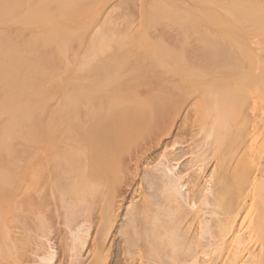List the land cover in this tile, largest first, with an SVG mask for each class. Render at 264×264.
I'll use <instances>...</instances> for the list:
<instances>
[{"label":"bare ground","instance_id":"bare-ground-1","mask_svg":"<svg viewBox=\"0 0 264 264\" xmlns=\"http://www.w3.org/2000/svg\"><path fill=\"white\" fill-rule=\"evenodd\" d=\"M38 1L0 0V121H17L0 128V151H11L18 121L27 118L30 169L26 185L20 177L0 174V264H107L112 255L125 264H264V0H242L249 8L243 9L245 21L233 17L230 2L221 5L232 12L223 14L243 24L235 26L231 52L207 40L215 45L210 65L190 68L184 61L189 55L183 57L188 70L176 67L182 61L172 63L182 52L162 54L159 45L156 62L162 71L155 69L151 77L138 58L134 68L122 70L118 66L127 56L113 55L120 61L105 56V46L118 44L120 34L131 38L134 27L125 26L117 36L110 29L113 39L99 23L104 31L90 32L95 35L88 39L89 52L72 64L77 78L65 85L56 67L62 45L67 50L65 39L79 30L61 34L65 0ZM238 3L233 7L240 8ZM161 6L157 10L166 19L176 11ZM59 8L66 13L62 17ZM163 14L157 18L165 20ZM21 16L27 24L19 22ZM14 28L18 34L12 35ZM13 36L36 45L23 47L28 43L23 39L18 46ZM33 45L59 51L49 58L40 48L39 55L29 49ZM49 86L61 87L58 102L47 105L46 113L38 106L43 116L29 117L28 92L36 98ZM177 136L190 143L188 154L183 152L190 158L180 167L185 154H169L179 148ZM24 186L26 199L6 196Z\"/></svg>","mask_w":264,"mask_h":264},{"label":"rangeland","instance_id":"rangeland-1","mask_svg":"<svg viewBox=\"0 0 264 264\" xmlns=\"http://www.w3.org/2000/svg\"><path fill=\"white\" fill-rule=\"evenodd\" d=\"M221 0H76V3H73V1H72V3H71V0H69V1H67V0H65V5L67 6V7H65V5H64V8L63 9H66V13H67V15H66V17H64V19H62L60 22H59V24H61L62 25V30H60L62 33V35H63V31H65V33L66 32H68L69 34H70V32H72L73 33V30H79V34H77V36H78V38H77V36L76 37H74L73 38V36H69L67 33L66 34H64V35H67V36H65V37H68V38H71V40H67V39H65L66 41H67V44L69 45H66V42H65V45L67 46V50H68V52H64V51H67V50H65V48H63V46L64 45H62V50H64L63 51V53H64V55H62V57H60L59 56V54H57V56H59L60 58H59V63L57 64V69H56V73H57V76L60 78V80H61V78H62V80L64 81H67V82H70V80H74V79H76L77 78V76L75 75V66H73L74 64L73 63H76V62H74L75 61V59L77 58H79L81 55H83L84 53H86V51H88V48L90 49V47H89V42H91V41H89L90 40V37L92 36V37H94V35H93V33H90V32H96L97 30H99V26H100V24L102 25L103 23H105L106 25L107 24H109V25H104L105 26V28L103 27V25H102V27L104 28V29H107L108 28V30H106V31H108V36L109 35H111L112 36V34L114 33V35L113 36H117V34L119 33H123L124 32V30H126L125 28H129V30L130 29H132L133 27L135 28H133L134 29V33H135V35H134V33H132L133 32V29H132V31H131V38L130 37H125V35L126 34H124L123 35V37H122V34H120L121 35V37L120 38H124V39H120L119 38V36H118V39H119V43L118 44H115V42H112V39H111V42L112 43H114V45L113 44H111L110 42H109V45L111 44L112 45V47L110 46L109 48H108V44H107V46H105L106 47V49H105V56H106V54H107V56L109 57V55H110V57H112L113 58V60H115V61H117V60H119V59H115L116 58V56L115 55H119V56H121V57H119L120 59H122L123 57H126L125 59L127 60L128 59V57L131 55V57L132 56H134V54L136 55V58L135 57H133V59H131V58H129V60H127L128 61V64H124V62H125V59L123 58L122 59V63H123V65H125L124 67L123 66H120V65H122V63L120 62V65H119V63H116V64H118L119 66H118V69H119V67L120 68H122V70H125V69H127L128 67L127 66H129V68H131V66H132V68H134L133 66L135 65V63H138L137 62V58H138V60H139V62H141V63H138V66H139V64L140 65H142V66H139L140 67V69L141 70H144L143 68H144V66H145V70L147 71H145L144 70V73L146 74H150V72L151 73H153L154 75H155V72H157V74L160 72V71H162L161 69V66L159 67V65H157V62H156V58L158 57L157 55H160V54H157V53H161L160 51H162V54H163V52H165L166 50H167V52L168 51H171V52H175V50L177 49V51L176 52H179V54H181V52H182V57L181 58H179L180 57V55H176V57L180 60V61H178L177 59L176 60H174V62H172V63H174L175 65L174 66H176V63H181V61H182V63H184V61L185 62H187V65H189L190 66V68H195V69H197V68H204L205 66H207V65H210V63H211V60L213 59L212 57L213 56H211L213 53L215 54V50L213 51L212 49H214V47H215V45H214V47L212 48V44L210 45V46H208V43H210V42H212V41H215V42H217L218 41V44L216 45L217 47H216V49L217 50H219V48L220 49H224L225 51L226 50H228L227 52H229L230 50L232 51L233 49L231 48V45H233V43L235 42V39H236V36L238 35L237 34V32L235 31L237 28H235V26H236V24L237 23H235L234 22V18L233 17H235V18H237L236 16H238V18L241 20V19H243L244 20V13L246 12V11H244L245 9L247 10V5H246V3H245V7H242L244 4H242L243 3V1L242 0H223V1H221ZM225 1H227V5H226V2ZM233 1H235V2H233ZM238 1H240V3L242 4H240V3H238ZM66 2H69V4L68 3H66ZM225 2V3H224ZM230 2V3H229ZM73 4V5H71V4ZM78 3V4H77ZM164 3V4H163ZM224 3V4H223ZM228 3L229 4H232V5H230V8H229V11L231 10V11H233V13H235V15L233 16V14L232 15H229V16H226V15H228V14H231V13H228L227 11H226V8H227V6H228ZM236 3H238L241 7L240 8H236L235 6L233 7V4H236ZM35 5H37V4H39V1L37 0V4L36 3H34ZM68 4V5H67ZM161 6L162 8L164 7L163 5H168L167 7L170 9L171 7H173V9H175L176 11H177V13L178 14H175L176 13V11H175V13L173 12V10H171L170 11V15L172 14L171 12H173V14H172V16L174 15V17H172V16H170V17H167L168 19H166V15H164L161 11L159 12L158 10H157V6ZM221 5H224L225 7H223L224 9H223V11H224V13H228V14H223V11L221 10ZM70 8H69V7ZM231 6H232V8H231ZM160 7V8H161ZM159 8V7H158ZM166 7H164L163 9H165ZM167 8V9H168ZM235 8V9H234ZM245 8V9H244ZM60 9V8H59ZM59 9H57V11L56 12H58V11H60V14L59 13H57V14H59L61 17L63 16L62 14L64 13V11H63V9L61 10H59ZM233 9V10H232ZM239 10V9H241V13H243V14H241L242 15V17H239L240 16V13H239V15L237 14V10ZM249 9V8H248ZM161 10V9H160ZM166 10V9H165ZM164 10V11H165ZM226 11V12H225ZM235 11V12H234ZM158 12V15L156 14ZM166 12V11H165ZM168 12V11H167ZM23 13H25V12H23ZM22 13V14H23ZM66 13H64V14H66ZM159 13H160V15H162L163 14V17L165 18V20H162L161 18H162V16L161 17H159V18H157L158 16H160L159 15ZM162 13V14H161ZM26 14V13H25ZM25 14H23V16L25 15ZM167 14V13H166ZM181 14V15H180ZM19 15V14H18ZM168 15V14H167ZM176 15H178V18L177 17H175ZM224 15V16H223ZM20 16V15H19ZM23 16H21L22 17V19L21 18H19V22H21V20H22V22L21 23H23V20L25 21V19H26V17H23ZM233 16V17H232ZM244 16V17H243ZM70 17V18H69ZM185 17V18H184ZM232 18L233 19V21L231 20V19H229V18ZM25 18V19H24ZM65 18L67 19V20H70V21H67V20H65ZM108 20H107V19ZM237 18V19H238ZM176 19H178V21L176 20ZM175 20V21H174ZM242 20V21H243ZM65 21V22H64ZM99 21H101V22H99ZM104 21H109V22H104ZM235 21H238V20H236L235 19ZM245 21V20H244ZM63 22V23H62ZM164 22H165V24H166V22H168L166 25L164 24ZM170 22H171V24H170ZM234 22V23H233ZM240 22V21H239ZM238 22V24H242V23H239ZM24 23H26V22H24ZM23 23V24H24ZM71 23H73V24H71ZM100 23V24H99ZM156 23V24H155ZM157 23H158V25H157ZM172 23H173V25H172ZM244 23V22H243ZM27 24V23H26ZM63 24H64V26H63ZM96 24H97V26H96ZM110 24H111V27H112V25H113V27H116L117 29H119V30H115V28L114 29H112L111 27H110ZM130 24V26H131V28L128 26ZM237 24V25H238ZM18 25H19V23H18ZM99 25V26H98ZM115 25V26H114ZM164 25H165V27H164ZM174 27H172V26ZM180 27H179V26ZM243 25V24H242ZM21 26V27H20ZM66 26V27H65ZM125 26H128V27H125ZM151 26V27H150ZM176 26H178V27H176ZM19 27L20 28H22V25H19ZM24 27V26H23ZM73 28V30H72V28ZM125 27V28H124ZM164 27V28H163ZM168 27H169V29H168ZM172 27V28H171ZM237 27V26H236ZM64 28V29H63ZM90 28V29H89ZM98 28V29H97ZM177 28H178V30L180 29V31H177ZM184 30H183V29ZM240 27H238V29H239ZM70 31H69V30ZM83 29H85V30H83ZM95 29H96V31H95ZM101 29V28H100ZM112 30V32H110V34H109V30ZM160 29H162V32L165 30V32L164 33H166V34H164V33H161V30ZM168 29V31L171 29H173V30H175V31H169V33H173L176 37L175 38H173V36H171L170 34H167L168 33V31H166ZM13 30H14V32H13ZM11 32L13 33L12 35H14V34H16L17 32V30L14 28ZM16 30V31H15ZM83 30V31H82ZM102 30V29H101ZM113 30H115V31H113ZM129 30H127V31H129ZM135 30H136V32H135ZM183 31V33L185 32V30L187 31L186 32V34L185 35H188V37L187 36H185L183 33H181L182 31ZM246 30V29H245ZM81 31V32H80ZM87 33H86V32ZM102 31H104V30H102ZM106 31H105V33H106ZM117 31V32H116ZM119 31V32H118ZM123 31V32H122ZM127 31H125V33H127ZM129 31V32H130ZM155 31H157V32H155ZM160 33H159V32ZM246 31H248V30H246ZM76 32V33H77ZM128 32V33H129ZM75 33V32H74ZM127 33V34H128ZM176 33V34H175ZM18 34V33H17ZM26 34H27V32H26ZM82 34V35H81ZM91 34V35H90ZM178 34V35H177ZM184 36H183V35ZM235 34H236V36H235ZM246 33H243V35H245ZM22 35V34H21ZM71 35V34H70ZM107 35V34H106ZM133 35H134V37H133ZM159 35V36H158ZM167 37H166V36ZM179 35H180V37H179ZM29 35H27V37H28ZM30 36H32V34L30 35ZM29 36V37H30ZM113 36L112 37H110V38H113ZM129 36V35H128ZM161 36V37H160ZM240 36V35H239ZM14 37V36H13ZM27 37H25V39L24 38H22V36L21 37H18V38H21V40L19 39V42H18V39L16 40L15 38H17V37H14L13 39H14V42L15 41H17L15 44L16 45H18V46H20V44L19 43H23V41L24 40H26V42H28V38ZM32 37H34V36H32ZM163 37L164 38H166V39H163ZM168 37H171V40H170V38H168ZM178 37H179V40H178ZM185 37H187L186 39L188 40L189 39V41H184V39H185ZM27 38V39H26ZM39 37H36V39L35 40H37ZM60 38H61V36H60ZM64 38V37H63ZM75 38H77V39H75ZM81 38V39H80ZM117 38V37H116ZM126 38V39H125ZM175 39V41L173 40V39ZM181 38V39H180ZM198 40H197V39ZM24 39V40H23ZM31 39V38H30ZM34 39V38H33ZM40 39H41V37H40ZM39 39V40H40ZM89 39V40H88ZM92 39V38H91ZM108 39H109V37H108ZM113 39H115V38H113ZM118 39H117V41H118ZM137 40V41H135V40ZM234 39V40H233ZM32 40V39H31ZM31 40H29V42L28 43H26V44H23L24 46L23 47H25V45L27 46V44H30V46H32V44H35V43H32L31 42ZM34 40V41H35ZM121 40H122V43H121ZM174 42H173V41ZM195 40V41H194ZM203 40V41H202ZM204 40H206V41H204ZM207 40H209V41H207ZM38 41V40H37ZM37 41H36V43H37ZM62 40H60V42H61ZM74 41V42H73ZM83 43H82V42ZM110 41V40H109ZM114 41V40H113ZM116 41V40H115ZM126 41V45L125 44H123V42H125ZM133 41H135V42H133ZM167 41H170V42H168L167 43ZM178 43H177V42ZM197 41V42H196ZM200 41V42H199ZM202 41V42H201ZM25 42V41H24ZM32 44H31V43ZM57 44L59 45L60 44V42H58V39H57ZM63 42H64V40H63ZM181 42V43H180ZM184 42V43H183ZM204 42L206 43V44H204ZM230 42H232V44H230ZM84 43H88L87 44V46H86V44H84ZM165 43H166V45H165ZM170 43V44H169ZM174 43V45L176 46H174V45H172ZM221 43H224V45L222 46V44ZM37 44H41V40L39 41V43H37ZM63 44V43H62ZM73 44V45H72ZM82 44H83V46H82ZM121 44V45H120ZM143 44V45H142ZM158 44V45H157ZM169 44V45H168ZM36 45V44H35ZM53 45V44H52ZM51 45V46H52ZM162 46V50H160V46ZM180 45H181V47H180ZM219 45V46H218ZM221 45V46H220ZM39 45H37V47H38ZM41 47H42V45H40ZM44 46V45H43ZM60 46V45H59ZM73 46H75V48L73 47ZM85 46V47H84ZM119 46V47H118ZM207 46V48H205ZM224 46H225V48H224ZM34 47H36V46H34L33 45V47H27V48H29V49H35L36 50V53L38 52V55H39V49L38 48H40L41 49V51H40V55L41 54H43V52H45L46 50H43V48H41V47H38V48H34ZM57 47V46H56ZM81 47V48H80ZM113 47H114V49H113ZM155 47H156V49H155ZM173 47H175V48H173ZM189 48V52H188V48ZM208 47H209V50H208ZM233 47V46H232ZM84 49L85 48V51L83 50H81V49ZM107 48H108V50H107ZM112 48V49H111ZM165 48V49H164ZM172 48V49H171ZM227 48V49H226ZM230 48V49H229ZM51 49H54L53 51H51ZM51 49H47V55L45 54V56L47 57H49V58H53V57H56V54L55 53H57L59 50H57V49H55V48H51ZM59 49H61V47L59 48ZM72 49V50H71ZM169 49V50H168ZM175 49V50H174ZM211 49V50H210ZM26 50V49H25ZM24 50V51H25ZM55 50H57V52H55ZM75 50H76V52H75ZM81 50V51H80ZM158 50H160V51H158ZM183 50V51H182ZM48 51H50V53L48 52ZM156 51V52H155ZM158 51V52H157ZM213 51V52H212ZM230 51V52H231ZM84 52V53H83ZM89 52V51H88ZM103 52V53H104ZM173 52V53H174ZM175 52V53H176ZM190 52H191V54H190ZM62 52H61V54H63ZM75 53V54H74ZM77 53V54H76ZM150 53V54H149ZM170 53V52H169ZM184 53V54H183ZM49 54V55H48ZM54 54V55H53ZM157 54V55H156ZM192 54H194V55H192ZM213 54V55H214ZM78 55H79V57H78ZM104 55V54H103ZM112 55V56H111ZM115 56V58H114V56ZM122 55H124V56H122ZM129 55V56H128ZM186 55V56H185ZM190 55V56H189ZM44 56V55H43ZM51 56V57H50ZM76 56V58H74ZM106 56V57H107ZM190 57V59H188V60H190V61H187V59L186 58H189ZM103 58H104V56H102ZM141 57H143L142 59H141ZM146 57V58H145ZM186 59V60H184V58ZM195 57V58H194ZM64 58V59H63ZM135 58V59H134ZM140 58V59H139ZM194 58V59H193ZM76 59V60H77ZM100 59V58H99ZM102 59V58H101ZM111 59V58H110ZM150 59V60H149ZM155 59V60H154ZM131 60V61H130ZM133 60H136L135 61V63H134V61ZM141 60V61H140ZM143 60V61H142ZM184 60V61H183ZM191 60H192V62H191ZM193 60H194V62H193ZM195 60H197V62H196V64H195ZM208 60V62H206ZM209 60H210V62H209ZM114 61V62H115ZM120 61V60H119ZM146 61V62H145ZM152 61H154V62H152ZM178 61V62H177ZM72 62V63H71ZM176 62V63H175ZM189 62V63H188ZM191 62V63H190ZM204 62V63H203ZM113 63V62H112ZM171 63V62H170ZM170 63L168 64V65H170ZM200 63H202V65L200 64ZM73 64V65H72ZM131 64H133V65H130ZM148 66H146V65ZM195 64V65H194ZM165 65V64H164ZM167 65V64H166ZM168 65H167V67H168ZM172 65V64H171ZM183 64H177V66L176 67H179V68H181V67H183V68H188V67H186V65H185V63H184V65L182 66ZM111 66H115V63H113V64H111ZM155 66H158L159 68H157V67H155ZM173 66V65H172ZM181 66V67H180ZM59 67V68H58ZM127 67V68H126ZM74 68V69H73ZM116 69H117V67H115ZM124 68V69H123ZM149 68V69H148ZM151 68H152V71H150L151 70ZM169 68H171L172 69V67H169ZM175 68V67H174ZM156 69V70H155ZM73 70V71H72ZM154 70H155V72H154ZM159 70V71H158ZM188 70H189V68H188ZM75 71V72H74ZM149 72V73H148ZM77 73V72H76ZM153 74H150V75H148V77H151V76H154ZM156 74V75H157ZM77 75H78V73H77ZM155 75V76H156ZM76 76V77H75ZM75 77V78H74ZM62 80H61V82H62ZM69 80V81H68ZM62 82V84L64 83V85L66 84V82ZM33 88H34V86H33ZM33 88H32V90H33ZM35 88H36V86H35ZM48 88H50L49 90H46L47 88H45V90H41L40 91V93H38V94H36V98H34L32 95H33V93H32V91L31 92H28V95H29V100H28V106H27V112L28 113H30L29 114V117H31V116H33V118H36V117H40L41 115L43 116V114L44 113H46L44 110H46V109H48V108H45V107H47V105H48V107L50 106V108H51V105H53V106H55V103H57L58 102V99L60 98V95H61V91H60V89H61V87H60V89H59V86L58 87H54L53 88V86L52 87H48ZM59 93V94H58ZM57 94V95H56ZM54 95V96H53ZM50 99H52V101L50 100ZM48 100H50V102L48 101ZM57 101V102H56ZM41 102V103H40ZM36 104H38V105H36ZM40 104V105H39ZM46 105V106H45ZM35 106H37V107H35ZM38 106H39V108L41 107V110L43 109V111H44V113H42L41 115H39V113H41V110H39V108H38ZM45 109H44V108ZM49 108V109H50ZM38 110V111H37ZM42 111V112H43ZM39 112V113H38ZM37 113H38V115H37ZM36 114V115H35ZM36 116V117H35ZM28 117V118H29ZM9 120V119H8ZM8 120H6V119H4L3 121H0V128H2L3 129V131L6 129V127H7V125L9 124V125H11V124H14L15 122H17V121H8ZM27 121H28V119L27 118H25V119H19V125H20V128H19V130L12 136V138L10 139V142L9 143H11V145H10V147H11V151H0V174L1 175H14V176H16V177H20L19 179H20V182H21V184H22V182H23V185H26V184H28V178L29 177H27L28 176V172H29V168H28V152H27V137H26V131H25V128H26V124H27ZM8 125V126H9ZM8 134H6V136H7ZM1 137H3V134L2 133H0V139H1ZM179 136H177V139H178V141L180 142L179 143V150L177 149V152L175 151L174 152V150L172 151V152H174V153H171V151H170V153L169 154H171V155H173V154H179V155H181L180 157H183V155L187 152V151H189L190 150V148L188 147V146H190L189 144V142L187 141V139L188 138H186V140L184 139V138H182L181 136H180V138H182L181 139V141L183 142V141H185V143L183 142V144L181 143V141H180V139L178 138ZM5 139V138H4ZM176 139V138H175ZM175 139H173V140H175ZM176 139V140H177ZM175 140V141H176ZM189 140V139H188ZM177 141V142H178ZM188 142V144H187V142ZM186 144V145H185ZM181 145V146H180ZM188 145V146H187ZM185 146H187L186 148H184ZM182 148V149H181ZM187 148H189V149H187ZM184 149V150H183ZM186 149V150H185ZM181 150H183V151H181ZM168 151H169V149H168ZM183 152H185L184 154H183ZM177 154V155H178ZM183 154V155H182ZM187 154H188V152H187ZM187 154H185V155H187ZM177 155H175V156H172V157H174V158H177L178 160L179 159H182V158H179V156H177ZM184 155V158L182 159V160H180V162H179V164H178V160L177 159H174V161L176 160V162H173L172 161V163H176V164H178L176 167H180L181 165L180 164H182L181 162H183V160L184 161H186V160H188V156H189V158H190V155H187V157ZM184 163H186V162H183V164ZM50 166H52V165H50ZM182 166H184V165H182ZM185 166H186V164H185ZM184 166V167H185ZM29 169V170H28ZM26 183H25V182ZM25 183V184H24ZM23 185H21V186H23ZM25 187L26 186H24V188H22L21 187V189H19V191H18V189H17V191L16 192H9V191H7V192H9V193H6V196L7 197H14V198H16L17 197V199H22V200H24V199H26L27 198V196L26 195H28L27 193V189H26V191H25ZM1 189V188H0ZM1 191H3L2 189H1ZM1 191H0V193H1ZM5 192V191H4ZM46 193H49L48 192V190H47V192ZM50 195V194H49ZM26 197V198H25ZM58 224V223H57ZM58 226V225H57ZM63 227V226H62ZM58 228H59V226H58ZM89 240H90V238H89ZM88 240V241H89ZM58 243H60L59 241H58ZM61 244V243H60ZM60 244H58V248H59V252H58V254L61 256V250H62V248L60 247L61 245ZM82 255H84V253L82 254ZM57 257H59V256H57ZM60 258L61 257H59V259H57V260H60ZM117 256L116 257H114V255H112V260H108L107 261V264H125V261H124V258L122 259V261H121V258H118V260H117ZM62 259V258H61ZM116 259V260H115ZM61 261V260H60ZM31 264V263H30ZM57 264H62V262L60 263H57Z\"/></svg>","mask_w":264,"mask_h":264}]
</instances>
